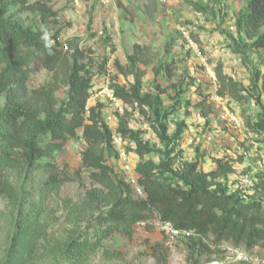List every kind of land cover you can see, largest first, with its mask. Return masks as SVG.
Instances as JSON below:
<instances>
[{"label":"rangeland","instance_id":"1","mask_svg":"<svg viewBox=\"0 0 264 264\" xmlns=\"http://www.w3.org/2000/svg\"><path fill=\"white\" fill-rule=\"evenodd\" d=\"M33 1L46 3L56 15L43 21L36 12L20 7H12L10 13L26 26L48 27L56 42L58 38L68 43L76 42L77 47L87 55L81 64L93 74V87L104 83L111 88L114 85L129 88L135 80L132 75L119 72L116 62L125 66L135 44L150 46L159 61L171 65L175 75L173 80L182 82V89L186 90L185 100L172 113L169 127V133L174 134L180 121L185 123L180 142L184 148L181 146L175 153L178 160L182 161L185 157L190 161L191 158L196 159L200 168L209 172L216 167L215 158L229 159L239 173H253L258 178L253 192L255 197L258 192L263 193L264 172L255 171L257 149L254 148L257 144H264V136H250L247 127V124L250 126V119L255 123L260 114L259 105L252 104L251 97L238 103L236 113L243 119L245 127H237L236 132H231L223 116L224 108L231 102L213 97V82H217L211 73L216 68L213 63L220 64L223 58L219 54L223 53V47H219L221 40L217 37L223 36L226 40V36L234 33L233 19L236 12L244 7L245 0ZM199 5L203 10L195 9ZM184 25L193 27L192 36L205 61L201 62L191 51L178 45L179 27ZM206 41H209L206 43L207 50L204 49ZM225 44L229 47L227 42ZM243 54V65H248L246 69L252 79L263 75L264 50ZM142 68L146 70L142 89L153 90V65ZM28 71L31 90L42 88L51 81L52 73L41 67L39 62L33 63ZM67 90L66 86L59 90L57 95L60 100ZM96 92L98 90L93 92L89 105L101 103L105 108L102 119L106 122L105 115L111 107L102 103L104 96ZM163 100L164 107L168 108L165 95ZM199 101H206L212 107L207 118L201 116L196 106ZM260 103H264V97ZM202 107L207 110V106ZM134 110L132 106L124 110V114L119 116L120 125L122 120L126 121L129 129L137 132L140 138L147 139L154 152L144 159H152L158 164L164 150L163 143L148 118L133 117ZM126 112L130 114L126 116ZM214 116L218 119V132H213L217 130L211 122ZM187 135L195 137L197 143L186 144ZM210 135H214L211 140L208 139ZM86 146L80 130L77 138L68 140L64 149L55 153L52 161L58 170L49 171L42 166L28 171L19 162H12L4 168L5 178L16 191L17 202H11L0 190V264L7 260L10 240L19 245L20 252L7 264H191L187 247L190 241L168 238L156 217L147 223L135 224L131 238L118 230L96 224L98 210L91 202L89 192L97 191V205L103 208L112 200L113 194L93 182L91 170L82 166V153ZM238 146L245 148L247 159ZM127 149L132 150L130 147ZM107 161L116 165V171L124 178L117 161L110 157ZM212 239L211 236L206 241L211 251L201 253L199 246L195 249V259H199L200 264H264V247L246 249L243 245L238 246L245 258L237 257L229 253L223 244L212 243ZM72 242L76 245H71V250L64 254L66 246ZM226 244L234 245L228 241ZM75 246L79 248L74 250Z\"/></svg>","mask_w":264,"mask_h":264},{"label":"trees","instance_id":"2","mask_svg":"<svg viewBox=\"0 0 264 264\" xmlns=\"http://www.w3.org/2000/svg\"><path fill=\"white\" fill-rule=\"evenodd\" d=\"M12 7L36 12L43 21L56 15L40 1L0 0V99H3L0 100V190L11 202H17L16 191L5 178L4 168L19 162L28 171L42 166L49 171L58 170L52 161L55 153L62 151L66 142L77 138L82 130L87 144L82 153V166L91 170L93 182L113 194L112 200L103 208L97 205V191L89 192V198L98 210L97 225L118 230L131 238L135 224L147 223L158 216L177 229L196 233L186 239L190 241L187 247L191 264H200L199 259H195L197 246L201 253L211 251L206 242L211 236L212 243L218 245L228 241L246 249L264 247V187L263 193L258 192L257 197L253 193L248 201L238 193H228L221 180L234 172V167L226 158H215L216 167L209 172L203 171L196 160L176 166L177 156L173 154L180 145L185 123L180 121L175 133L170 134L169 122L172 113L185 100L186 90L182 89V82L173 80L175 75L171 65L159 61L150 46L141 44H135L125 66L116 62L119 72L132 75L135 83L129 88L114 85L112 89L126 104L138 108L148 118L163 143L162 158L157 164L152 159H144L154 152L150 143L141 140L124 120L118 128L123 136L130 135L129 138L136 141L135 152L141 158L136 170L147 198L139 200L134 197L131 185L116 171L117 166L107 161L109 157H117V151L112 130L102 119L103 105L90 106L87 113L93 74L81 64L87 56L85 51L73 41L68 43L69 53L62 51L48 27L26 26L10 13ZM195 9L203 10L200 5ZM234 24L236 33L226 36L231 50L241 54L264 50V0H245ZM45 33L48 34L47 42L43 38ZM36 62L50 71L52 78L44 87L31 90L28 68ZM148 65H153V90L143 91L146 70L142 66ZM215 73L217 94L231 102L230 108L248 97L260 103L259 76L245 87L224 74L220 64ZM63 86L68 90L60 100L57 94ZM164 95L168 99V108L164 107ZM196 106L204 117L212 111L206 101H199ZM129 114L126 112V116ZM186 114H189L188 110ZM250 126L258 132L264 130V106L257 122ZM73 244L76 242L66 246L64 254ZM78 248L75 246L74 250ZM19 252V245L10 240L4 264L19 256Z\"/></svg>","mask_w":264,"mask_h":264},{"label":"built area","instance_id":"3","mask_svg":"<svg viewBox=\"0 0 264 264\" xmlns=\"http://www.w3.org/2000/svg\"><path fill=\"white\" fill-rule=\"evenodd\" d=\"M200 24H202V21L200 22ZM232 29H234V33H236V29H235V24H233ZM180 30V37L178 39V45L183 46L186 50L191 51L192 54H194L195 56L199 57L200 61L203 62L205 61V58L201 55L199 47L197 45L196 40L194 39V37L192 36V33L194 32L193 27H191L190 25H184L179 27ZM218 39H220V36L217 37ZM223 38V37H222ZM222 42L220 43V45L223 47V53L226 55L229 63L227 65V71L228 73H225L224 70V74H226L227 76H229L230 78H232L234 81L239 82L241 84H243L245 87H249L251 85V80L252 77L250 75L249 72H247L248 70L246 69V67L248 66L247 64L244 66L243 65V58L241 56V54H237L235 52H233V50H231L227 44H225V38L221 39ZM58 41L60 43L59 48L64 51L67 52L68 50H70L69 48V44L68 42L58 38ZM209 41L205 42V47L204 49H208V45L206 44ZM217 62V61H216ZM223 62L220 63V65H222V68H224ZM216 63H213V66L217 67ZM246 70V71H244ZM212 74H214V78L217 79V77H215L216 73H215V69L214 72H211ZM263 75L259 76L260 78L258 79L257 85L259 86V90L262 93L261 99L260 101L263 100L264 94V80H263ZM214 83V94L213 97L217 100H224L222 97H220L217 94V89H218V83L216 81L213 82ZM93 87V86H92ZM97 94H101L104 96L105 101H102V103L104 104H109L111 107V110H109V112H106L105 118H106V124L110 126L111 130H112V134H113V144L114 147L117 151V157L114 158L115 161L118 162V164L120 165V168L124 174V180L129 183L133 189V194L134 197L136 199L139 200H146L147 198V194L140 182V175L137 173V164L139 163L140 157L139 155L135 152V148H136V141L132 140L131 138H128L127 136H123L119 131L118 128L120 126V117L124 114V110L125 109H129L130 106L128 104H126L121 98H119L114 90L109 87L108 84H101L99 86L93 87V90L91 89L90 92H92V96L93 97V92L94 91ZM90 98V99H91ZM252 98V97H251ZM90 102V100H89ZM89 102H88V106H87V113L89 114ZM252 104H258L260 107V114L263 112V106L264 103H257L256 99L252 98L251 99ZM227 107V106H226ZM225 109V113L223 114L224 118H226L227 120V126L231 132H236V128L237 127H245L244 126V121L243 119L237 115L236 113V108H230L229 106ZM105 109L104 107L102 108ZM223 109V108H222ZM108 111V110H107ZM114 112H117L118 114H114ZM211 114V113H210ZM209 114V115H210ZM259 114V115H260ZM208 115V116H209ZM259 115H257V118L255 119V122H257V119L259 117ZM201 116L203 118H207L204 117L202 114ZM133 117L138 118V119H142L144 116L143 114L139 111L138 108H135L134 112H133ZM217 117V116H216ZM215 116L211 119V122L213 124H215L217 126V130H214L213 132H218L219 131V125H218V119ZM170 124V122H169ZM250 124H254V122L250 119ZM247 127L250 129L248 131V134L250 136H255V137H260V136H264V130L261 131H256L254 129H252L248 124ZM170 132V129H169ZM213 132L211 134H213ZM214 135H210L208 137L209 140H211V138H213ZM141 140H143L144 142H147V139H143L142 137L140 138ZM186 144L189 145H193L194 143H197L195 139V137H190L189 135H187V137L185 138ZM210 141H208L207 143H209ZM183 145V144H182ZM179 145L178 150L176 152H179V148L182 146ZM127 147H130L132 150L129 151L127 149ZM182 148H184L182 146ZM238 150H240L242 152V154L245 155L247 152L244 151L245 148L243 146H238L237 147ZM254 149H257V153H256V168L255 171H262L264 172V144H257L256 147ZM175 152V153H176ZM230 154L231 152L228 151ZM173 154L177 156V162H176V166L185 162V161H190L188 160V157H185L184 159L178 160V155L177 154ZM227 156V155H226ZM193 159L191 158V161ZM196 159H194L193 161H195ZM228 160V159H227ZM232 163V162H231ZM245 165V162L243 163ZM234 167V172L230 173L226 179H222L221 181L227 186V190L228 193H238V195L240 197H242V199L248 201L250 200V197L253 195L254 189L258 183V178L253 174V173H239L236 169L235 166ZM159 220V224L162 227L163 232L165 233V235L170 238V239H188L192 236H196V233L191 231V230H182V229H177L171 222L169 221H162L158 216L156 217ZM225 243L227 242H223L221 244L224 245V248L231 253L232 255H236L237 257H242L244 255V252L242 250H240L239 247H236L234 245H225Z\"/></svg>","mask_w":264,"mask_h":264},{"label":"crops","instance_id":"4","mask_svg":"<svg viewBox=\"0 0 264 264\" xmlns=\"http://www.w3.org/2000/svg\"><path fill=\"white\" fill-rule=\"evenodd\" d=\"M241 8H242V7H241ZM241 8H240V9H241ZM240 9H239V11H240ZM239 11H237L236 14H237ZM235 16H236V15H235ZM234 22H235V17H234V19H233V24H234ZM233 34H234V33H233ZM222 37H223V36H220V39L217 38V40H221V39L224 38V37H223V38H222ZM221 42H222V40L220 41V43H221ZM225 42L228 43V40L226 39ZM220 43H219V47L221 46ZM214 50H215V49H214ZM212 51H213V50H212ZM214 53L217 54L216 52H214ZM219 54H222V56H223V58H222V60H221V62H223L222 64L224 65V66H223V67H224L223 70H224L225 73H228V71H227V65H228L229 61H228V59H227V57H226V55H225L224 53H219Z\"/></svg>","mask_w":264,"mask_h":264},{"label":"clouds","instance_id":"5","mask_svg":"<svg viewBox=\"0 0 264 264\" xmlns=\"http://www.w3.org/2000/svg\"><path fill=\"white\" fill-rule=\"evenodd\" d=\"M44 39H45V41L47 42V40H48V34L47 33H45V35H44V37H43Z\"/></svg>","mask_w":264,"mask_h":264}]
</instances>
